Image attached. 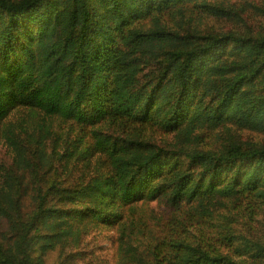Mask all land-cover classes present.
<instances>
[{
    "label": "trees",
    "instance_id": "obj_1",
    "mask_svg": "<svg viewBox=\"0 0 264 264\" xmlns=\"http://www.w3.org/2000/svg\"><path fill=\"white\" fill-rule=\"evenodd\" d=\"M0 264H264V0H0Z\"/></svg>",
    "mask_w": 264,
    "mask_h": 264
}]
</instances>
